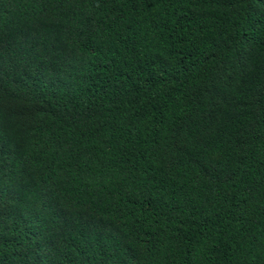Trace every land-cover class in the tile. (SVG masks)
<instances>
[{"label":"trees","instance_id":"obj_1","mask_svg":"<svg viewBox=\"0 0 264 264\" xmlns=\"http://www.w3.org/2000/svg\"><path fill=\"white\" fill-rule=\"evenodd\" d=\"M0 264H264V0H0Z\"/></svg>","mask_w":264,"mask_h":264}]
</instances>
